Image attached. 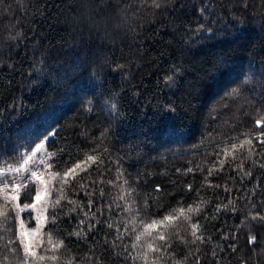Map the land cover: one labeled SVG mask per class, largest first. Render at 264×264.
<instances>
[{
    "label": "trees",
    "instance_id": "16d2710c",
    "mask_svg": "<svg viewBox=\"0 0 264 264\" xmlns=\"http://www.w3.org/2000/svg\"><path fill=\"white\" fill-rule=\"evenodd\" d=\"M46 137L0 264H264V0H0V167Z\"/></svg>",
    "mask_w": 264,
    "mask_h": 264
},
{
    "label": "rangeland",
    "instance_id": "374dc122",
    "mask_svg": "<svg viewBox=\"0 0 264 264\" xmlns=\"http://www.w3.org/2000/svg\"><path fill=\"white\" fill-rule=\"evenodd\" d=\"M49 137H46L42 143L37 145L30 153H28L23 161L15 166L0 167V177H9L13 181H7L2 186L0 185V194L18 201L21 191V185L15 180L21 179L23 174L27 171L30 179H35L39 182L40 188L34 197L31 204L19 206L20 211H29L32 213L33 224L26 222L23 214L20 212L19 234L22 243L30 247V251L25 248L27 254L35 255L38 247L42 242V234L45 227V216L47 209V200L50 192L54 173L50 170L47 155L44 152L43 144L46 143ZM9 174V175H6ZM39 197V199H37ZM15 198V199H13Z\"/></svg>",
    "mask_w": 264,
    "mask_h": 264
},
{
    "label": "snow or ice",
    "instance_id": "6c2138e0",
    "mask_svg": "<svg viewBox=\"0 0 264 264\" xmlns=\"http://www.w3.org/2000/svg\"><path fill=\"white\" fill-rule=\"evenodd\" d=\"M169 79H171V77H169ZM257 123H259V122H257ZM260 142L261 143H264V140H261ZM233 147H235V145H233ZM77 167H79V165H77ZM72 171H74V169ZM13 199H15V198H13ZM37 199H39V197H37ZM53 215H55V213H53ZM29 222H31L30 221V214H29ZM80 223H82V221H80ZM195 227H196V225H193V228H195ZM193 235H195V232L193 233ZM160 240L163 241L164 240V237L163 236H160ZM254 240H255V237L252 238V241H254ZM25 248L30 251V247L28 245H25ZM53 259H55V257H53Z\"/></svg>",
    "mask_w": 264,
    "mask_h": 264
}]
</instances>
